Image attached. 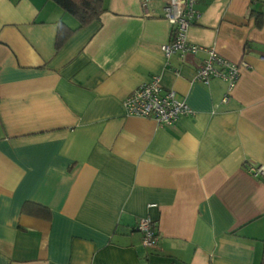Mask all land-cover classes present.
Instances as JSON below:
<instances>
[{
  "label": "crops",
  "instance_id": "obj_1",
  "mask_svg": "<svg viewBox=\"0 0 264 264\" xmlns=\"http://www.w3.org/2000/svg\"><path fill=\"white\" fill-rule=\"evenodd\" d=\"M165 4L105 0L78 29L51 0H0V264H262L264 0L196 6L188 42L249 66L227 103L225 82L196 79L207 54L162 52ZM60 23L77 31L57 51ZM155 76L193 113L129 116Z\"/></svg>",
  "mask_w": 264,
  "mask_h": 264
},
{
  "label": "built area",
  "instance_id": "obj_2",
  "mask_svg": "<svg viewBox=\"0 0 264 264\" xmlns=\"http://www.w3.org/2000/svg\"><path fill=\"white\" fill-rule=\"evenodd\" d=\"M199 0H166L164 18L173 26L171 40L162 46V52L169 58L176 53L186 54L205 53L207 58L198 66L196 79L204 84L213 80L226 83L227 91L223 102L230 100L242 69L248 68L245 62L233 64L222 58L213 48H205L188 42L189 28L200 19L196 6ZM161 78L155 76L130 94L124 101L129 116L154 119L158 123L171 126L182 116L192 114L188 105L181 101L175 91H164ZM249 173L254 177L264 178V166L249 167ZM137 231L142 234V244L146 248H157L159 234L150 218H141L137 223Z\"/></svg>",
  "mask_w": 264,
  "mask_h": 264
},
{
  "label": "trees",
  "instance_id": "obj_3",
  "mask_svg": "<svg viewBox=\"0 0 264 264\" xmlns=\"http://www.w3.org/2000/svg\"><path fill=\"white\" fill-rule=\"evenodd\" d=\"M58 5L63 11L70 14L79 23V28H85L100 19L101 14L106 10L104 7L105 0H51ZM251 16L256 19L257 27L261 28L264 23V13H258L254 10L250 12ZM67 27L65 24H59V30L56 39V49L59 51L69 37L76 32ZM155 226V225H154ZM262 264H264V253Z\"/></svg>",
  "mask_w": 264,
  "mask_h": 264
}]
</instances>
